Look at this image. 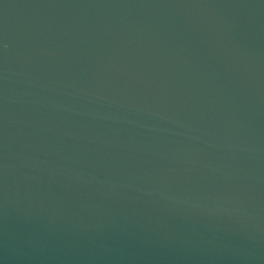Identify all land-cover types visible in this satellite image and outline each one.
<instances>
[{"label": "water", "instance_id": "95a60500", "mask_svg": "<svg viewBox=\"0 0 264 264\" xmlns=\"http://www.w3.org/2000/svg\"><path fill=\"white\" fill-rule=\"evenodd\" d=\"M0 264H264V0H0Z\"/></svg>", "mask_w": 264, "mask_h": 264}]
</instances>
